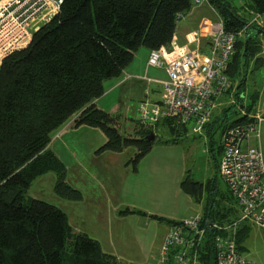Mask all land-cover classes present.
<instances>
[{
  "label": "trees",
  "instance_id": "1",
  "mask_svg": "<svg viewBox=\"0 0 264 264\" xmlns=\"http://www.w3.org/2000/svg\"><path fill=\"white\" fill-rule=\"evenodd\" d=\"M202 1L216 10L226 32L236 36L243 34V41L240 37L237 39L228 75L231 78L238 76L242 69L248 74L252 57L261 53L259 39L264 37V26L249 24L256 15L264 19V0H241L242 7L237 5L238 0ZM193 2L62 0L60 12L50 23L34 32L29 48L2 61L0 264H121L115 257L104 253L98 242L76 233L63 211L30 198L28 192L38 178L54 173L57 196L75 202L82 200L81 193L66 182L65 165L49 150L54 134L76 115L79 116L75 127L99 129L106 136L107 144L100 152L121 154L130 148L137 149L138 153L132 159L134 172L137 171L140 162L151 152L153 143H148L146 136L125 138L117 130L116 120L91 104L104 96L107 81L121 77L139 50L164 51L170 47L177 30V17L186 16L194 7ZM245 8L253 16L242 15ZM245 85L243 78L238 87L236 105L243 106V111L251 114L256 100L251 97L252 101L245 105L241 97ZM246 119L242 117L228 125ZM163 124L177 133L185 128L171 121H163ZM152 133L147 131L145 135ZM219 177L218 172L215 179L208 182V191L209 187H215ZM181 187L198 203L205 186L194 183L187 176ZM227 191L228 199L221 197V200L235 207L220 212L212 205L216 200L210 196L208 207L202 214L206 238L200 255L209 261L208 264H216L215 239L225 238L216 227L217 219H233L236 211L240 217L238 206ZM131 213L145 216L141 212ZM158 221L163 220L159 218ZM174 223L168 221L169 227ZM251 229L247 224H240L233 233L238 251Z\"/></svg>",
  "mask_w": 264,
  "mask_h": 264
},
{
  "label": "rangeland",
  "instance_id": "2",
  "mask_svg": "<svg viewBox=\"0 0 264 264\" xmlns=\"http://www.w3.org/2000/svg\"><path fill=\"white\" fill-rule=\"evenodd\" d=\"M209 19L212 20V17L209 16ZM240 41H243L242 37H240ZM262 56L264 57V54ZM259 61H262L261 64H263L264 59L256 55L252 57L251 64L259 66ZM246 77L247 74L242 69L240 75L231 78L233 88L229 94L223 96L226 99L222 103V107L230 108L234 113L243 111L240 109L241 106L237 107L234 93L237 95L238 87L242 83L243 78L245 79ZM263 77L264 71L260 72L258 79L260 80ZM249 83L256 86L253 80ZM243 98L245 99L244 95ZM245 105L247 106L246 103ZM129 106V109H123L121 112L119 125L116 126L119 133L125 138L141 139L146 136V141L147 137H155L154 141L151 142L153 143L151 152L140 162V164L142 163V168L139 177H131L132 159L138 153L137 149H128L125 152V155L128 154V158L124 159L123 155H121L117 156L118 160L114 161L115 153H98L108 141L101 130L96 129V132H89L83 129L76 133L73 132L74 128L71 129L70 127L67 137L60 139L54 146V150L58 152L67 165V184L73 189L80 191L84 199L75 202L57 196L55 192L56 175L54 173H48L33 182L28 196L53 205L63 211L68 217L69 224L73 226L77 233L88 230L91 232L89 234H93L100 239L104 248L109 249L110 245L115 244L121 249L122 245L128 244L132 248L134 255L147 258L151 254L158 255L160 253V243L167 225L159 224L148 218H122L119 212L125 211L130 204L135 203L136 195L139 191L147 195V197L141 198L140 196L137 199L140 203L139 208L145 210L147 214L161 217L189 218L196 216L198 212H201V210L204 212V209L208 207L210 196L214 198L212 200H216V204L213 203L212 205L218 207L220 212H224L225 208L235 206L228 201L223 202L221 200V197L227 200L229 194L228 188L220 177L216 179L214 187L216 190L209 187L210 190L208 191V188H206L208 182L215 179L216 174L213 167V159L209 153V146L206 142L190 137L189 139H181L180 144L176 147H167L161 142L172 141V139L177 138V130L172 132L167 125L162 124L160 129L158 128L159 130L154 127L143 131L138 124V111L133 110L136 107L138 108L139 105L129 103ZM218 109L216 107L215 114ZM230 115L233 119L237 117L232 113ZM84 127L86 126H82V128ZM147 131H152L153 133L145 135ZM56 138H58V135ZM250 145L260 147L264 156V124L261 128L260 141L252 138ZM215 156L219 161L222 158V154L221 156L220 154ZM94 161L100 162L102 172L112 173V175L122 178V183L118 189L122 194L121 199L110 200L106 192L102 190L97 179L93 177L94 174L91 168ZM114 162H116V165H112L111 168H105V166ZM115 171L116 173H114ZM187 176L194 183L205 186L198 203L180 189L181 180ZM130 189L131 191H129ZM101 199L102 201H100ZM97 201H100L104 207L102 204L99 207ZM117 204L122 206L119 207L116 213L113 208ZM235 209L233 208V210ZM238 213L236 211L232 217L233 219L230 218L227 221L217 219L216 226L221 229L225 237L232 236L235 238L233 233L237 229L236 224L240 220ZM77 225L79 229H77ZM80 228H83V230ZM239 248H241L239 250L240 253L252 264H264V231L253 226L248 239L242 242Z\"/></svg>",
  "mask_w": 264,
  "mask_h": 264
},
{
  "label": "built area",
  "instance_id": "3",
  "mask_svg": "<svg viewBox=\"0 0 264 264\" xmlns=\"http://www.w3.org/2000/svg\"><path fill=\"white\" fill-rule=\"evenodd\" d=\"M193 4L200 7L204 1L194 0ZM61 5L62 0H0V61L28 49L34 32L50 23L60 12ZM183 18L184 15L177 17V25ZM251 25L263 27V17L256 15ZM242 35L228 33L219 25L214 30L207 54L190 53L167 61L162 51L150 52L147 67L164 70L167 78L162 82L164 97L160 104L148 100L140 104L139 125L152 128L163 121H171L203 135L218 101L232 91L228 72L237 39ZM263 124L262 114H256L247 116L242 123L225 127L219 166V176L240 211L236 227L250 224L262 231L264 156L260 147L251 146L250 141L252 138L260 141ZM205 238L201 215L175 221L161 246L162 261L172 258L175 264H198ZM214 251L216 264H252L238 251L232 236L217 237Z\"/></svg>",
  "mask_w": 264,
  "mask_h": 264
},
{
  "label": "crops",
  "instance_id": "4",
  "mask_svg": "<svg viewBox=\"0 0 264 264\" xmlns=\"http://www.w3.org/2000/svg\"><path fill=\"white\" fill-rule=\"evenodd\" d=\"M237 5L239 7H242L243 6L242 1L238 0ZM241 14L247 17L253 16L252 12H249V9L247 10V8H245V10L242 9ZM209 16L212 17V20L209 19ZM219 25H223V23L218 13L213 7L205 3L202 4L200 7L194 6L191 9V11L186 16H184L180 24L177 25V30L171 46L168 47L166 50L162 51L166 60L167 61L176 60L190 53L207 54L212 44V36L214 30ZM262 39H264V37H261L259 39L260 46L262 47V51L259 54V57L264 59V57L262 56L264 54V41H262ZM149 55H150L149 50L147 49L139 50V52L136 54L133 63L123 72L121 77L107 81L104 86V90H105L104 96L99 100L95 101L93 104H91L95 106L97 109L113 117L117 122L115 126L119 125V120L123 109L126 110L130 108L129 103H134L136 105H139L138 106L139 108L140 104L145 100H148L152 104H160L162 102V99L164 97L162 82L166 80L167 76L164 70L152 69L147 67ZM1 64L2 61H0V66ZM257 66H258L257 64H251L249 66V71L247 77L245 78L246 85L241 90V97H243V95L245 96L244 102L247 104V106L252 101L251 97H253L256 100V106L254 107V111L251 114H246V111H242L238 114L236 118L234 119L231 118L230 115L231 113L235 115H237V113H234L232 109L230 110V108L227 109L224 106L222 107V103H224L226 99L223 97L221 100L218 101L216 107L219 109L217 110V113L214 114L212 121L205 128L203 135L199 136L195 132H193L190 128L185 127L178 132L177 138L172 139V141L161 142V143L165 144L167 147H176L180 144L181 139H189L190 137L195 140H202L203 142H206L207 145L209 146V153L211 154V157L213 159V167L215 168V173H216L215 176L218 175L221 160L219 161L215 155L220 154L221 156V147H220L221 137L225 127L228 124H232L233 122L239 120L242 117L254 116L256 114L264 115V91H263L264 77L260 80L258 79L260 72L264 71V62L263 64L260 63L258 67ZM251 79L253 80V83L256 86H253V84L249 83L250 81H252ZM234 97L236 98V93H234ZM138 108L136 107L133 110L138 111ZM78 116L79 115L73 117L72 121L70 122L71 124L69 123L65 125L61 130H59L57 133L54 134L52 143L49 146V150L52 151L59 158V160L65 165L66 169H67L66 163L62 160L61 156H59L58 152L54 150L55 149L54 146L58 143V141L60 139H64L67 137V135L70 132L68 131L70 127L71 129L74 128L73 132L76 133L83 129H86L89 132H96L95 128L93 129L90 127H84V128L75 127V122ZM162 124L163 122L159 123V125H156L154 127L157 130H159ZM154 127L152 128L141 127V130L145 131V130L153 129ZM57 135L58 138H56ZM127 151L128 150L124 151L121 154H116V153L114 154L112 152H107V153H112L116 155V157H114L115 159L114 161H116L118 160L117 156L123 155L124 159L128 158V154L125 155V152ZM98 153L102 154L103 152L98 151ZM73 155L75 154L73 153ZM141 164L138 166L136 172H134L132 166L131 177L140 176L141 168H142ZM112 165H116V162H114L113 164H109L108 166H105V168L106 167L111 168ZM91 169L94 174L93 177L97 179L98 183L100 184V187L104 192H106V195L109 197V199L110 200L121 199L122 194L120 191H118V189L122 183V178L118 176H114L112 175V173L107 174L105 172H102L101 171L102 165L100 164L99 161H94ZM127 169L129 168L127 167ZM114 173H116V171ZM185 178L186 177H184L180 183L181 191H182V187H181L182 182L184 181ZM129 191H131V189ZM140 196L141 198L147 197L146 193L139 191L138 194L136 195L137 198L135 200V203L130 204L128 209L119 212V214H121L122 218H129V217L148 218L159 224L167 225L161 239V243H160V247H161V245L164 242L165 236L168 232V228H169L168 221H178L185 218H176V217L168 218V217H161V216L147 214L145 210L139 208L140 203L137 201V199L140 198ZM83 199L84 198L82 195V200ZM100 201H102V199ZM100 201L99 202L97 201V205L99 207H101L102 204L100 203ZM121 206L122 205L120 204L114 205L113 211L117 213L119 207ZM131 212H141L144 213L145 216H141L137 213L132 214ZM202 213L203 211L201 210V212H198L196 215H201ZM159 218L162 219L164 222L158 221ZM247 225L253 227L250 224ZM71 228L74 230L73 226H71ZM77 229H79L78 225H77ZM80 229L83 230V228ZM89 233L91 232H89L88 230H84L79 234L87 235L92 240L98 242L104 253L115 257L121 264H175L172 258L166 262H163L161 259V250L158 255L151 254L147 256V258H143L141 256L134 255L132 248H130L128 244L122 245L121 249L118 248V246H116L115 244L110 245V248L106 249L103 247L100 239L97 236H94L93 234H89ZM207 262L209 261H207L205 257H201L200 255L198 264H208Z\"/></svg>",
  "mask_w": 264,
  "mask_h": 264
},
{
  "label": "water",
  "instance_id": "5",
  "mask_svg": "<svg viewBox=\"0 0 264 264\" xmlns=\"http://www.w3.org/2000/svg\"><path fill=\"white\" fill-rule=\"evenodd\" d=\"M251 37V35L249 36V38ZM240 109H242L243 110V106H241L240 107ZM237 113V112H236ZM154 139H155V137L154 136H150V137H147V141L149 142V143H151V142H153L154 141Z\"/></svg>",
  "mask_w": 264,
  "mask_h": 264
}]
</instances>
